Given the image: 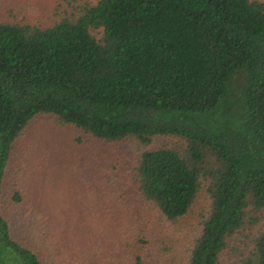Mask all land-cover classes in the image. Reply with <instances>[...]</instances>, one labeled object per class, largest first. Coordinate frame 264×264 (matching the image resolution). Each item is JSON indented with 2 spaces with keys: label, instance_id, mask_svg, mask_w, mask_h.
Masks as SVG:
<instances>
[{
  "label": "trees",
  "instance_id": "obj_1",
  "mask_svg": "<svg viewBox=\"0 0 264 264\" xmlns=\"http://www.w3.org/2000/svg\"><path fill=\"white\" fill-rule=\"evenodd\" d=\"M65 3L47 24L0 22V264H44L4 212L23 201L5 176L38 115L139 149L134 185L167 221L205 186L188 264H264V1ZM171 137L184 149L153 148Z\"/></svg>",
  "mask_w": 264,
  "mask_h": 264
},
{
  "label": "rangeland",
  "instance_id": "obj_2",
  "mask_svg": "<svg viewBox=\"0 0 264 264\" xmlns=\"http://www.w3.org/2000/svg\"><path fill=\"white\" fill-rule=\"evenodd\" d=\"M60 5L65 0H0V22L47 24ZM163 145L185 147L171 137L153 148ZM138 150L99 142L55 116H36L14 144L5 176L6 192L18 184L23 196L5 204L14 236L35 247L44 264H135L123 249L127 237L150 264H188L210 209L206 188L185 218L167 221L134 185Z\"/></svg>",
  "mask_w": 264,
  "mask_h": 264
}]
</instances>
